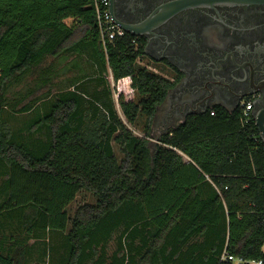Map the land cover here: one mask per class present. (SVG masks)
I'll return each instance as SVG.
<instances>
[{
    "label": "trees",
    "instance_id": "trees-1",
    "mask_svg": "<svg viewBox=\"0 0 264 264\" xmlns=\"http://www.w3.org/2000/svg\"><path fill=\"white\" fill-rule=\"evenodd\" d=\"M69 56L90 72L55 97L28 101L49 84L42 66ZM142 56L143 44L127 34L104 52L90 0H0V230L16 222L36 240L67 230L61 264H87L117 231L124 257L137 264H222L224 252L264 262V149L253 122L215 106L152 145L150 127L172 84L136 70ZM106 72L113 84L128 78L138 99L119 95L117 111ZM37 73L35 90L13 106L27 100L18 112L30 116L11 128L5 85ZM80 193L93 201L69 218ZM2 239L0 264H16L13 247L25 245L12 238L6 249Z\"/></svg>",
    "mask_w": 264,
    "mask_h": 264
},
{
    "label": "flooded vegetation",
    "instance_id": "flooded-vegetation-1",
    "mask_svg": "<svg viewBox=\"0 0 264 264\" xmlns=\"http://www.w3.org/2000/svg\"><path fill=\"white\" fill-rule=\"evenodd\" d=\"M178 1L112 3L115 19L141 34L127 35L143 44L142 57L168 68L172 87L160 106L167 105L168 121L215 106L232 112L250 102V122L264 149V4L203 0L170 13Z\"/></svg>",
    "mask_w": 264,
    "mask_h": 264
},
{
    "label": "rangeland",
    "instance_id": "rangeland-1",
    "mask_svg": "<svg viewBox=\"0 0 264 264\" xmlns=\"http://www.w3.org/2000/svg\"><path fill=\"white\" fill-rule=\"evenodd\" d=\"M70 57L71 56L62 60L60 64L58 63V61L50 60L42 66V68H45L46 70L50 69V74L48 76L49 84L38 91L40 92V95L37 93L35 97L28 98V101H33L36 98L38 99L39 97L41 99H45L46 97H55L56 95H58L59 92L67 89L69 84L68 81L74 77V73H70V70L68 68L63 69V67H65L67 60ZM64 62L66 63L64 64ZM135 67L136 70L146 69L149 72L155 75L162 76L163 78H166L168 80V68L163 64L154 63L144 57H141L137 60ZM85 71L90 72L88 71V69H86ZM39 73L33 76L25 75V77H23L17 82H12L5 85L2 104V107L5 110L3 118L6 120V124L9 127L17 128L23 122H25L26 119L29 118L30 115L18 112L24 103L26 105L27 100L25 102L23 101L22 103H20L16 108H14L13 106L18 101L26 98L28 92L33 89L35 90V82L39 79ZM105 76L109 84L112 100L115 104L117 111L118 106L116 105V100L119 95L124 96V99L126 101L138 99L136 93L130 89V81L128 78L120 80L118 83L113 84L109 76V72H106ZM94 85V82L90 84V86L88 87L90 91L99 92L102 86H96L93 88ZM14 109H16V111H13ZM167 112V105H163L162 107H160L159 112L157 113L155 119L152 122V125L150 127V136L152 139H149L152 145H154L156 140L161 135L166 133L168 129L173 126H176L178 123L183 121V118H174L168 121ZM34 115L35 114H33V116ZM143 124V118H138V121L134 128L135 133L137 135L141 133L140 131L143 128ZM2 189L3 177L0 176V205L3 200V194L1 192ZM92 201L93 200L89 195H86L85 193H80L67 208L69 218L73 216L77 207L81 206L83 203H91ZM7 226L8 227H5L3 230H0L2 232L0 238H3L2 240L4 247L6 249L12 247V244L10 243L12 238H14L15 241L19 242L20 244L25 245V247H13L14 250L12 251V254L16 259V264H61V258L65 255L66 251L63 236L66 235L67 230L63 234H45L43 239L36 240L30 239L22 230H19L16 222L8 223ZM120 234L121 231H117L113 234L110 240L100 243L97 247H95L94 252H89L87 264H121V262L123 264H137L136 259H134L132 262L129 261L130 257L128 259L127 255L124 257V254L127 253V248L124 246ZM262 251L264 252V245L262 247ZM231 264L238 263L234 261Z\"/></svg>",
    "mask_w": 264,
    "mask_h": 264
},
{
    "label": "built area",
    "instance_id": "built-area-1",
    "mask_svg": "<svg viewBox=\"0 0 264 264\" xmlns=\"http://www.w3.org/2000/svg\"><path fill=\"white\" fill-rule=\"evenodd\" d=\"M91 7L95 17V28L97 30L101 46L106 52L107 47L114 41L123 38L127 33L122 30L113 20L109 11V0H90ZM251 103L247 102L240 108V116L244 123H249ZM214 112H210V116H213ZM236 261L238 264H264L263 261H244L241 259H235L224 252L219 263H232Z\"/></svg>",
    "mask_w": 264,
    "mask_h": 264
},
{
    "label": "water",
    "instance_id": "water-1",
    "mask_svg": "<svg viewBox=\"0 0 264 264\" xmlns=\"http://www.w3.org/2000/svg\"><path fill=\"white\" fill-rule=\"evenodd\" d=\"M203 0H182V1H178L174 4L173 7H171L170 9H172V11L169 10L170 13H174L175 9L176 11L178 10H181V9H185L187 7H191V6H194V5H197L198 3H201ZM240 3H243V4H249V3H258V4H264V0H239ZM112 3H113V0H109V11H110V14L114 20V22L122 29L124 30L127 34H130L132 35L133 37H141V34H138L136 32H133L131 31V29H128L126 28V26H124L123 24L119 23L114 15H113V11H112ZM163 13V11H162ZM164 14H162V16L159 18V20L161 21H164L165 19L168 18V5L164 7ZM257 124V127L258 129L259 128V124Z\"/></svg>",
    "mask_w": 264,
    "mask_h": 264
},
{
    "label": "crops",
    "instance_id": "crops-1",
    "mask_svg": "<svg viewBox=\"0 0 264 264\" xmlns=\"http://www.w3.org/2000/svg\"><path fill=\"white\" fill-rule=\"evenodd\" d=\"M64 60V59H63ZM78 59L76 58V56H71L68 60H67V63L66 62H64V64H65V67H63V69L64 68H68L69 70H70V73L72 72V73H74L73 75H74V77L75 76H77L80 72V74H82L83 73V71H85L86 69H87V67H88V65L87 64H85L84 63V61H77ZM62 62V60H59L58 61V63L60 64ZM78 63V64H75V63ZM63 65V64H62ZM61 67V66H60ZM183 122V121H182ZM182 122H180V123H182ZM180 123H178V124H180ZM177 124V125H178ZM195 241L196 242H198V244L199 243H201L203 240H201V239H195ZM135 244H137V242L135 243ZM186 247L187 246H185L184 248L186 249Z\"/></svg>",
    "mask_w": 264,
    "mask_h": 264
}]
</instances>
